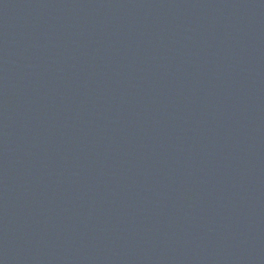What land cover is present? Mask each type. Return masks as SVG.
Here are the masks:
<instances>
[{"label": "water", "instance_id": "obj_1", "mask_svg": "<svg viewBox=\"0 0 264 264\" xmlns=\"http://www.w3.org/2000/svg\"><path fill=\"white\" fill-rule=\"evenodd\" d=\"M0 264H264V0H0Z\"/></svg>", "mask_w": 264, "mask_h": 264}]
</instances>
